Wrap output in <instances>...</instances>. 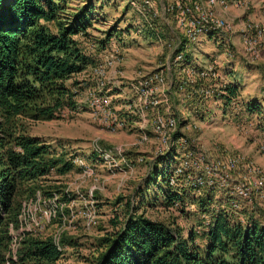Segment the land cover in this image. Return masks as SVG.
<instances>
[{
  "label": "trees",
  "instance_id": "trees-1",
  "mask_svg": "<svg viewBox=\"0 0 264 264\" xmlns=\"http://www.w3.org/2000/svg\"><path fill=\"white\" fill-rule=\"evenodd\" d=\"M68 1L0 0V264L8 251L6 229L9 224H16L21 201L36 191L51 197L49 188L42 187L45 178L50 173L59 176L72 169L71 158L27 136L24 127L27 122L58 120L64 112L74 111L75 83L71 81L94 65L92 54L80 47V40L89 39L86 31L94 22L106 19L104 0H84L78 8H69ZM170 1L162 7L163 15L173 27L172 38L183 44L175 23L178 7L185 0ZM106 3L107 8H114L109 1ZM115 31L111 25L103 40L93 41V49H105L117 35ZM144 33V37H151ZM181 52L180 46L170 61ZM187 60L188 53H183L178 66L171 67V92L176 104L182 101L197 109L200 101L221 99L230 105L238 96L235 87L218 82L214 69L207 86L202 81L183 85L176 72L186 66ZM202 86L211 87L210 96L198 95ZM259 111L257 104L248 102L241 104L236 117ZM179 137L187 142L178 132L172 139ZM171 157L169 154L157 158L130 199L117 200L116 204L124 202L121 219L108 220V232L96 240L95 253L85 263L264 264V216L259 218L261 206L252 200V194L248 198L238 195L228 181L220 188H193L185 178V169L175 180L168 171ZM230 173L221 167L216 178L211 175L210 179L217 181L219 176L227 178ZM203 174L200 171L196 176L206 177ZM170 179L175 180L172 185ZM56 189L54 192L58 193ZM155 209L190 215L196 217V222L184 230L175 221L167 225L147 216L148 211ZM60 245L63 249L76 247L66 236ZM62 258L63 251L57 250L48 236L29 233L20 239L15 260L9 264H58Z\"/></svg>",
  "mask_w": 264,
  "mask_h": 264
},
{
  "label": "rangeland",
  "instance_id": "rangeland-1",
  "mask_svg": "<svg viewBox=\"0 0 264 264\" xmlns=\"http://www.w3.org/2000/svg\"><path fill=\"white\" fill-rule=\"evenodd\" d=\"M107 1L114 8H107ZM150 1L157 13L155 18L147 12L137 15L125 6L126 0H104L102 10L107 13L106 19L94 22L91 29L86 31L89 39L80 40V47L92 54L94 65L74 76L71 81L75 83L72 88L75 110L64 112L58 120L24 124L27 136L37 138L57 154L71 158L72 169L69 172L59 176L50 173L42 185L43 189L49 188L51 196L59 202L56 215L40 231L31 232L48 236L51 242L54 238L59 251H63L62 261L58 264H86L85 259L92 258L95 253L96 240L108 232V220L114 217L121 219L124 202L116 204L117 200L130 199L149 167L157 158L169 154L172 157L168 171L174 174L176 180L180 175L176 170L185 169L188 182L196 178L200 171L203 172L204 168L215 166L224 156L239 159L240 162L227 177L228 184L241 188L247 198L252 194V200L261 206L258 216L263 219L264 50L256 61L250 62L243 56L240 34H235L232 42L226 41V38L233 35L235 30L240 33L246 24L264 27V0H229L226 10H230L231 16L226 17L224 12L222 19L231 26L232 33L222 38L202 32L188 53L187 67L210 66L214 68L220 84L226 83L236 88L238 96L230 105L221 99H210L200 101L199 108L194 109V106L192 108L182 101L176 104L173 96L166 95L167 101L164 102L158 95L160 103L146 112V130L143 131L136 116L126 108V103L133 100L129 85L138 73L149 74L168 64L170 66V49L174 44L171 35L173 27L159 10L167 0ZM198 1L203 4L204 0ZM83 2L70 0L67 6L78 8ZM111 25L115 26L117 35H113L105 49L96 52L93 41L103 40L104 33ZM144 32L151 39L144 37ZM104 60H111L113 66L102 69V75H99ZM167 81H171L170 77H167ZM100 82L104 89L97 95L110 100V120L122 122L123 126L119 129L106 127L99 116L93 115L88 108L87 95L96 94ZM248 102L257 104L260 108L258 114L240 115L237 118L241 104L246 105ZM156 113L173 115L179 119L177 132L186 138L185 149L188 152L184 149L183 154V150L179 149L176 155L172 147L167 151L159 147L156 137L149 133L152 114ZM95 149L107 153L117 167L108 168L104 161L98 159ZM75 160L76 166L73 164ZM185 162L187 167H179ZM108 163L112 165L109 160ZM255 170L261 174V178L255 175ZM54 188H57L58 193L54 192ZM45 198L36 191L31 198L21 201L16 224H9L6 229L8 241H11L9 236L12 232L28 227L26 216L37 217L39 210L48 212L51 209L47 203H44L45 207L41 206ZM87 212L92 213L89 222ZM146 214L167 225L175 221L183 230L196 222V217L163 209L150 210ZM64 236L73 240L76 247L63 249L60 240ZM3 260L1 264L13 261L8 251Z\"/></svg>",
  "mask_w": 264,
  "mask_h": 264
},
{
  "label": "built area",
  "instance_id": "built-area-1",
  "mask_svg": "<svg viewBox=\"0 0 264 264\" xmlns=\"http://www.w3.org/2000/svg\"><path fill=\"white\" fill-rule=\"evenodd\" d=\"M229 0H205L202 4L201 2H193L191 5L184 3L181 7H178V16L176 18L175 28L180 32L184 39V43L180 44V41L175 38L174 44L170 50V55L176 52L178 47H182V52L175 55V58L171 60L172 64H169L156 70L153 73L149 74H137L135 80L129 85V90L133 95V100L126 103V108L129 112H132L138 120L139 127L141 130L145 131V116L148 109L156 108L160 101L157 99L160 95L163 101H167L168 96H173L171 92V81H167V77L171 79V67H177L178 64L182 61L183 53H189L192 43L195 41L196 37L204 32L208 34H213L226 38L225 36L232 33L231 26L222 19V14L227 9V4ZM126 4L130 10L134 11L137 15H143L145 12L151 13L155 18L157 13L155 7L150 0H126ZM215 8H218L220 11H215ZM160 13L163 14L164 9L159 8ZM240 41L242 46L243 56L247 61L254 62L256 61L261 52L264 50V27L255 25V24H246L243 26V29L240 31ZM105 61V64H102V67L99 68V75H102V69L112 68L113 62ZM212 67L207 68H191V67H182L179 68L176 72V77L183 79L182 84H194L196 82L202 81L206 86L211 82V78L214 77ZM203 87V86H202ZM104 86L102 82L97 85L96 94L89 93L87 95L88 108L93 115L99 116L101 121L104 122L106 127L111 129H119L123 126L122 122L117 119L110 120L111 114H109L110 100L103 96H98L101 91H103ZM179 90H182L179 87ZM198 95L201 97L210 96L212 93L211 87H203L198 92ZM100 97V98H98ZM104 98V99H101ZM151 111V110H150ZM130 114V113H129ZM151 121L149 123V133L154 135L159 142V147L164 148L165 151L171 147L175 151L181 149L183 154L186 151V141L179 137L176 141H173L172 137L177 133V126L179 119L173 115H159L152 114ZM145 129V130H144ZM180 143V144H179ZM185 149V152H184ZM264 151V150H263ZM94 152L104 164L106 163L108 168H116V164L113 160L110 159V156L98 149H95ZM182 153V152H181ZM108 160L112 162V165H109ZM240 162L239 159L226 158L222 162H217L215 166L204 168L203 173L206 174V177H196L192 179L191 186L193 188L206 186L207 188H220L227 181L226 177L219 176L217 181L210 179V176H216L220 168H224L227 171H231L236 168L237 164ZM76 166V160L73 162ZM182 169L187 167L186 162L179 165ZM175 172V171H174ZM181 170H176V173L180 174ZM255 175L260 176L261 174L255 170L253 171ZM174 175V174H173ZM216 178V177H215ZM169 184L172 185L173 181L170 179ZM238 195L243 197L246 196L245 192H242L241 188H234ZM41 202V206L45 207L44 203L50 206L48 212L41 211L37 217H25V221L28 223L25 230H19L17 232H12L9 236L11 241H9L8 252L11 255V259L15 260V251L17 244L20 241L21 237L25 233H31L33 231H40L46 224H48L56 215L55 210L58 209L57 206H60L56 197L45 198ZM87 216H90L87 219V222L91 221L92 213L87 212ZM33 219V220H31ZM31 222V223H30ZM16 233V236L13 234ZM19 235V236H18ZM57 250L58 245L55 243L54 238L51 242Z\"/></svg>",
  "mask_w": 264,
  "mask_h": 264
},
{
  "label": "crops",
  "instance_id": "crops-1",
  "mask_svg": "<svg viewBox=\"0 0 264 264\" xmlns=\"http://www.w3.org/2000/svg\"><path fill=\"white\" fill-rule=\"evenodd\" d=\"M168 1H169V0H168ZM197 1H198V0H195L194 2H197ZM198 2H199V1H198ZM204 2H205V0L203 1V3H204ZM215 9L218 10L217 12L220 11L218 8H215ZM230 9H231V8H230ZM229 11H230V10H228V11L226 10V11H225V13H226V14H225L226 17L231 16V14L229 13ZM235 31H236V32H235ZM235 31H234L233 35L231 34L230 36H228V37L226 38V41H228V42H232V41H233V36H234L235 34H238V35L240 34V33L237 32V30H235ZM260 56H261V54H260Z\"/></svg>",
  "mask_w": 264,
  "mask_h": 264
}]
</instances>
